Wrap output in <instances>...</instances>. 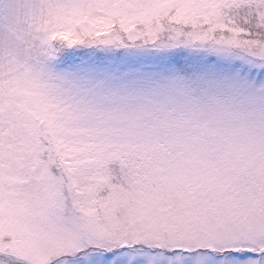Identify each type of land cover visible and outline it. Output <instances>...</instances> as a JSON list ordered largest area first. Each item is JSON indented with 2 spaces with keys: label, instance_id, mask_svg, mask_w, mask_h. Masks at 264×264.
<instances>
[{
  "label": "snow or ice",
  "instance_id": "obj_1",
  "mask_svg": "<svg viewBox=\"0 0 264 264\" xmlns=\"http://www.w3.org/2000/svg\"><path fill=\"white\" fill-rule=\"evenodd\" d=\"M0 264H264V0H0Z\"/></svg>",
  "mask_w": 264,
  "mask_h": 264
}]
</instances>
